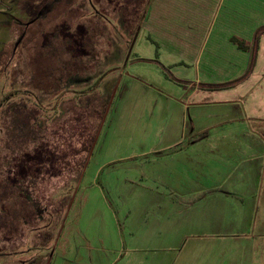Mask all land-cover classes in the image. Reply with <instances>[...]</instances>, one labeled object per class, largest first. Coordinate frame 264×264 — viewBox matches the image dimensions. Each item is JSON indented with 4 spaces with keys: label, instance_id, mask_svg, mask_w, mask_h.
I'll return each instance as SVG.
<instances>
[{
    "label": "rangeland",
    "instance_id": "rangeland-1",
    "mask_svg": "<svg viewBox=\"0 0 264 264\" xmlns=\"http://www.w3.org/2000/svg\"><path fill=\"white\" fill-rule=\"evenodd\" d=\"M230 1L0 0V264L154 256L127 250L132 215L158 208L139 197L151 185L147 151L167 130L188 141L192 123L220 136L241 129L211 128L214 105L184 112L179 104L197 80L246 63L224 40ZM74 34L84 46L76 55L64 41ZM219 35L227 51L216 57ZM89 135L90 152L78 154ZM231 162L205 161L188 175L224 178ZM90 242L99 248L89 251Z\"/></svg>",
    "mask_w": 264,
    "mask_h": 264
},
{
    "label": "crops",
    "instance_id": "crops-1",
    "mask_svg": "<svg viewBox=\"0 0 264 264\" xmlns=\"http://www.w3.org/2000/svg\"><path fill=\"white\" fill-rule=\"evenodd\" d=\"M226 18L223 24L231 27L232 35L224 40L232 56L244 53L246 63L230 61L231 69L221 77L207 78L205 84L197 80L179 104L184 112L214 105L217 112L211 128L228 121L237 122L241 129L220 136L192 123L188 141L176 130L162 133L161 144L145 155L153 156L148 162L151 185L139 194L142 201L154 202L158 208L128 217L133 225L127 250L155 254L144 261L132 256L126 264H264V33L257 44L254 41L264 28V0H231ZM232 38L249 49L241 50ZM221 40V35L215 39L211 55L220 57L227 51ZM176 64L162 62L165 68ZM217 159L235 162L229 176L189 177V170L201 172L203 162ZM214 167L219 168L207 166ZM88 244L89 251L99 248L94 242ZM55 246L56 252L59 242ZM87 258L88 264H99L92 256Z\"/></svg>",
    "mask_w": 264,
    "mask_h": 264
},
{
    "label": "trees",
    "instance_id": "trees-1",
    "mask_svg": "<svg viewBox=\"0 0 264 264\" xmlns=\"http://www.w3.org/2000/svg\"><path fill=\"white\" fill-rule=\"evenodd\" d=\"M69 0H68V4H69ZM61 33V32H60ZM264 33V28L262 30H260L256 36H255V44H257L260 40V37H261V34ZM64 41H67V44H66V48H65V45L64 48H65V51L66 53H69V52H73L75 55L77 54V50H80V47L82 46V48L84 47L83 44H82V39L79 38L78 36H75V34L73 36H68V39H65ZM63 42V41H62ZM233 42H235L238 47L242 50H248L249 47L245 44V42L237 39V38H233ZM76 47V48H75ZM64 50H62V52H65ZM68 55V54H67ZM80 56V55H79ZM77 56V58L79 57ZM69 57V56H68ZM68 59V58H67ZM73 59V58H72ZM255 55H253L252 57V62H251V69H252V66L254 65L255 63ZM64 61L65 58H63ZM69 63V62H68ZM250 69V70H251ZM222 88V86H220ZM223 87H226V86H223ZM95 140H96V136L95 135H89V137L87 138L86 140V143L82 144L81 147L79 148L78 150V154H82V153H89L90 152V149L92 148L93 144L95 143ZM80 166H83V163L80 165Z\"/></svg>",
    "mask_w": 264,
    "mask_h": 264
},
{
    "label": "water",
    "instance_id": "water-1",
    "mask_svg": "<svg viewBox=\"0 0 264 264\" xmlns=\"http://www.w3.org/2000/svg\"><path fill=\"white\" fill-rule=\"evenodd\" d=\"M135 39H136V36H134V38H133V40H132V43H131V45H130V47H129L128 55L131 54V51H132V49H133V45H134Z\"/></svg>",
    "mask_w": 264,
    "mask_h": 264
}]
</instances>
